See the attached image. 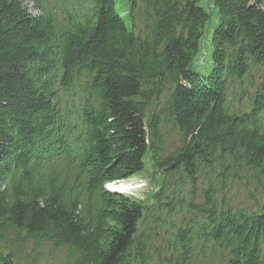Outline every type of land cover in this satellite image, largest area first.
Returning a JSON list of instances; mask_svg holds the SVG:
<instances>
[{
  "label": "trees",
  "instance_id": "trees-1",
  "mask_svg": "<svg viewBox=\"0 0 264 264\" xmlns=\"http://www.w3.org/2000/svg\"><path fill=\"white\" fill-rule=\"evenodd\" d=\"M199 1L130 0L127 24L114 0H0V264L44 246L57 264H264V205L227 190L239 172L264 185L263 0H210L206 74L189 67ZM147 157L163 171L146 198L105 188ZM198 176L200 202L167 191ZM174 215L161 249L146 218Z\"/></svg>",
  "mask_w": 264,
  "mask_h": 264
},
{
  "label": "rangeland",
  "instance_id": "rangeland-1",
  "mask_svg": "<svg viewBox=\"0 0 264 264\" xmlns=\"http://www.w3.org/2000/svg\"><path fill=\"white\" fill-rule=\"evenodd\" d=\"M114 1L115 10L123 17L125 22L129 24L128 8L130 0ZM199 3L208 9L210 13V19L205 27V33L202 38L203 43L201 42L199 52L193 57L191 63L189 64V67L194 68L203 74H206L208 72V69L210 68L209 61L212 50L210 38L212 29L216 24V11L211 5L210 0H208V2L205 0H200ZM27 7L32 13H36L31 3H28ZM165 130L166 131L164 133V136L168 142V147L169 145H176L178 141V134L176 133V131L172 129L171 126L165 128ZM162 171L163 170L153 167L152 162L147 157L145 159L144 169L142 170V172L135 174L128 179L114 182L108 187L112 190L114 188H121V190L128 196H135L143 199L146 198V196L150 192H154L157 189ZM174 180H176V184L174 183ZM179 181L181 182L178 177H173V179H170L169 182L171 183V186L167 191H171V189L176 188V190H179L184 198L188 199L189 196L187 195V191L191 189L194 193V198H192V200L195 202L201 201L202 190L206 186L205 179H202L200 176H198L193 180V183H191L187 179H185L181 184L179 183ZM133 186L139 187L137 188V190H130L131 193L128 192L130 187ZM227 190L229 191L228 196L231 202L238 207L257 209L260 205H264V185H261L258 181L254 180L253 177H251L250 172H239L236 178L232 180ZM178 214L181 215V211ZM179 215H174L171 218L167 219L166 222L161 224H154L152 218H146V223L151 226L150 228L152 229V231L156 230L158 232V236H156L155 239L156 242H154L158 244L159 248L163 249L165 248L164 245L170 243L172 238L171 234L173 231L172 227H170V222L177 221ZM187 215L192 216L189 212H187ZM31 246V243H27V248L24 249V254L33 256L30 251ZM172 246L173 245L167 247H169V249H172ZM38 250L39 256H33V258H35V260H33V263L35 264H57L65 255V252L63 250H53L49 246L39 247Z\"/></svg>",
  "mask_w": 264,
  "mask_h": 264
},
{
  "label": "bare ground",
  "instance_id": "bare-ground-1",
  "mask_svg": "<svg viewBox=\"0 0 264 264\" xmlns=\"http://www.w3.org/2000/svg\"><path fill=\"white\" fill-rule=\"evenodd\" d=\"M115 182H117V181H115ZM115 192H119V193H124L122 190H121V188L119 189V188H114L113 189ZM121 190V191H120ZM130 190H132V187H130V189L128 190V192H131Z\"/></svg>",
  "mask_w": 264,
  "mask_h": 264
}]
</instances>
